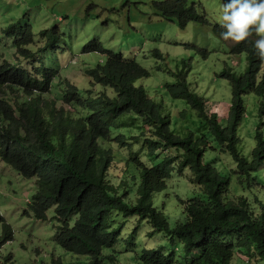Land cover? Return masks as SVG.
Returning a JSON list of instances; mask_svg holds the SVG:
<instances>
[{
	"label": "trees",
	"instance_id": "1",
	"mask_svg": "<svg viewBox=\"0 0 264 264\" xmlns=\"http://www.w3.org/2000/svg\"><path fill=\"white\" fill-rule=\"evenodd\" d=\"M152 6L161 18L177 21L181 29L190 22L209 23L204 10L198 9L195 2L162 0ZM212 29L219 35L218 24H213ZM18 32L20 35L15 38H21L23 50L15 63L0 66V161L22 177L35 180L29 207L40 221H46L47 212L54 208V241L58 246L74 255L88 256V264H117L116 252L103 254L104 249L115 246L121 235L123 224L112 226V213L117 211L124 219L137 217L139 221H148L153 231L164 232L172 241L178 239L185 255L192 258L188 264H232L236 251L246 256V260L255 257L264 262V206L255 214L246 198L237 202L225 200L229 176H223L203 161L208 134L195 137L190 133L185 138L175 135L170 130L171 118L164 104L152 101L145 89L133 85L134 81L149 76L147 70L134 59L104 48L97 40L88 42L86 52L100 53L106 59L85 72L90 88L80 91L67 82L63 104H74L85 113L74 118L71 112L56 110L43 98L53 82L54 72L42 65L30 67L35 53L54 48L60 41L59 32L41 30L40 35L48 41L36 52L27 47L33 42L30 27ZM254 39L252 36L247 43L229 47L231 55L246 54L247 66L239 74L228 69L220 74L231 88L226 118L207 111L204 98L187 81L190 67L184 61L181 69L173 73L174 83L165 86L172 99L186 101L197 112L205 130L235 162L231 174L247 186L264 167L261 132L256 131L249 158L238 149V129L245 115L243 96L252 93L260 98V113L264 115V59L256 55ZM153 54L162 58L157 50ZM95 86L101 90L94 91ZM127 118L137 128L128 127L141 130L139 137L145 136L149 158H157L169 149L177 152L176 156L165 155L151 167L138 156L128 158L127 163L139 176L137 188L132 191H125L124 184L108 181L107 169L113 156L99 144L112 141L111 130L127 127ZM143 127L151 135H144ZM123 137L119 135L116 141L127 146ZM174 168L180 173L188 169L191 183L202 188L206 200H181L185 220L170 229L164 214L153 207L152 196L166 188ZM257 183L260 184L259 180ZM131 192L137 195L134 203L129 199ZM3 234L4 242L12 239L9 226H4ZM136 257L141 264H174L173 254L165 255L161 249H144ZM49 264L64 263L52 259Z\"/></svg>",
	"mask_w": 264,
	"mask_h": 264
},
{
	"label": "rangeland",
	"instance_id": "2",
	"mask_svg": "<svg viewBox=\"0 0 264 264\" xmlns=\"http://www.w3.org/2000/svg\"><path fill=\"white\" fill-rule=\"evenodd\" d=\"M159 1L162 0H0V32L9 29L8 38L12 41L20 35L18 31L21 28L30 27L33 42L27 47L32 52L48 41L47 37L40 35L41 30L54 29L59 32L61 38L55 47L35 53L31 60L34 65H43L55 74L43 98L56 110L71 112L74 118L85 113L74 104H63L67 81L80 90L87 89L89 85L85 72L97 64H103L106 59L100 53L86 52L88 42L97 40L104 48L134 59L149 72V76L134 81L133 85L145 89L152 101L164 104L171 118L170 130L181 138L190 133L195 137L201 133L208 134L209 144L203 161L214 166L223 176H229L225 200L237 202L239 198H246L252 211L259 214L264 206V167L255 174L258 179L250 180L249 186L240 184L236 175L231 174L236 167L235 162L229 153L221 151L205 130L197 112L186 101L172 99L165 89L167 84L174 83L172 73L181 69L183 60L190 67L187 81L204 98L207 111L216 113L220 118L227 117L231 88L220 74L225 69L242 73L247 59L246 54H229V47L235 43L220 39L212 29L213 24H218L216 17L221 0H187L204 10L209 23L190 22L184 29L179 28L177 21L165 20L158 15L152 4ZM3 42L5 46L10 45V39L1 40L0 44ZM155 50L161 53L162 58L153 54ZM12 51L0 46V59L15 58ZM99 89V86L93 88L94 91ZM108 92L111 93L109 89ZM243 101L245 115L238 129V149L244 157L249 158L255 146L256 131L264 137V115L260 113L261 99L256 95L245 94ZM125 123L127 127L111 130L112 141H99V144L104 150H110L113 156L112 165L107 169L108 181L114 185L124 184L122 187L125 191H132L137 188L139 176L127 163L128 158L138 156L139 160L151 167L165 155L176 156L177 152L169 149L157 158H149L143 141L145 136L139 137L141 130L135 129L137 127L128 118ZM142 130L144 135H151L146 127ZM119 135L128 141L127 146H121L116 141ZM131 138L138 139L131 141ZM191 178L188 169L180 173L174 168L166 188L152 196L153 207L164 214L170 229L185 220L182 201L206 200L202 188L192 184ZM34 182V179L22 177L0 161V264H49L52 259H60L64 264H88V256L66 252L55 243L54 208L47 212L46 221L35 218L29 207L35 193ZM136 197L133 192L129 195L133 203ZM5 223L10 225L13 232L12 240L8 242L3 240ZM112 224L113 227L123 224L121 235L115 246L104 249L103 254L106 256L116 252L117 264H141L136 256L141 255L144 249H161L165 255L173 254L174 264H188L192 259L185 255L178 239L172 241L164 232L153 231L148 221H139L137 217L124 219L119 212L113 211ZM128 242L135 245L132 247ZM246 259L236 251L232 264H264L255 257Z\"/></svg>",
	"mask_w": 264,
	"mask_h": 264
},
{
	"label": "clouds",
	"instance_id": "3",
	"mask_svg": "<svg viewBox=\"0 0 264 264\" xmlns=\"http://www.w3.org/2000/svg\"><path fill=\"white\" fill-rule=\"evenodd\" d=\"M216 20L218 22L219 28L221 29L218 35L220 39L224 41H231L235 44H238L240 42L247 43L249 37L255 36V39L252 41V46L255 50L256 55L259 58L264 59V0H221ZM8 36H9V29L8 30L5 29L4 31L0 32V41L3 39L6 40L10 39L9 46H5L4 42L2 43V45L0 44V46H3L8 50H13L12 52L15 54V58L0 59V66L4 65L7 62L15 63L19 53L23 50L21 38L19 39L13 38L11 41V38H8ZM43 47L44 46L37 47L36 50ZM41 52L42 51H40L39 53ZM41 59H45V58L41 57ZM182 61H181V65H182ZM30 67H37V66L33 64V66ZM263 71L264 70H262V72ZM88 85H89V79H88ZM109 90L113 94L112 90L111 89ZM0 96H2L1 92H0ZM5 225L9 226L12 236L13 232L10 225L5 223L3 225V228Z\"/></svg>",
	"mask_w": 264,
	"mask_h": 264
}]
</instances>
